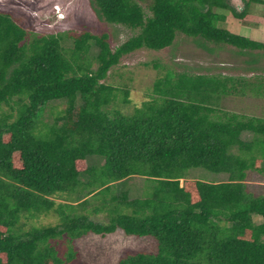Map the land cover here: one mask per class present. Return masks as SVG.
<instances>
[{
	"label": "trees",
	"instance_id": "obj_1",
	"mask_svg": "<svg viewBox=\"0 0 264 264\" xmlns=\"http://www.w3.org/2000/svg\"><path fill=\"white\" fill-rule=\"evenodd\" d=\"M140 1L91 0L100 19L136 30L114 49L107 33L39 35L0 10V264H79L76 239L118 228L153 236L158 250L116 264H264V195L246 182L250 170L264 175V117L220 107L245 93V80L168 70L128 115L116 106L130 102V89L104 82L123 56L169 47L178 33L207 50L264 49L220 26L224 11L244 21L250 0L240 11L231 0H150L148 12ZM251 89L264 97V76ZM53 101L65 107L44 121ZM193 168L228 178L190 179ZM134 176L143 179L138 197L117 187ZM101 213L106 221L92 218ZM51 214L54 225L30 221ZM65 235L62 257L53 241Z\"/></svg>",
	"mask_w": 264,
	"mask_h": 264
},
{
	"label": "rangeland",
	"instance_id": "obj_2",
	"mask_svg": "<svg viewBox=\"0 0 264 264\" xmlns=\"http://www.w3.org/2000/svg\"><path fill=\"white\" fill-rule=\"evenodd\" d=\"M150 0L140 1L146 12ZM239 11L245 6V1L231 0ZM0 10L9 11L14 19L28 32L39 35L46 34H73L90 31L95 34L107 33L112 48L126 41L136 33L120 24H110L100 19L91 6V0H0ZM227 19L220 26L235 33L249 36L264 42V4L252 2L244 21L232 17L224 11ZM247 22V23H245ZM245 23V24H244ZM66 46L72 42L66 40ZM211 50L201 48L197 42L184 34L178 33L173 45L154 50L142 48L122 57L119 64L113 66L107 78V84L116 87H128L130 102L119 104L117 109L124 114H131L134 107L139 106L152 94L153 82L168 70L189 71L192 73L224 74L241 77L245 80L239 87L245 88V93L231 94L223 97L220 107L227 111H235L248 116L264 117V97L255 95L251 89L259 76H264V49L255 50L252 55L241 54L236 47L224 44L208 43ZM96 52V50H94ZM65 107L63 101H53L43 114L44 121L52 120L51 111H59ZM8 111L4 108L2 111ZM252 134L244 132L243 138L250 140ZM102 162L99 157L89 156L88 163ZM190 179H199L208 182L227 180L226 173H213L203 168H193L188 171ZM126 182H118L119 191L130 189L133 197L143 195V179L138 176L130 177ZM181 179V184H183ZM247 188L255 195H264V175L250 170L247 178ZM79 196V200H82ZM81 198V199H80ZM92 202L94 199L90 198ZM92 218L97 221H106L103 213L94 214ZM256 222H261L260 216H255ZM36 225H54L58 218L43 215L38 219L30 220ZM29 225L30 222L26 221ZM28 227V226H27ZM26 227V228H27ZM59 248L62 257L68 248L66 235L53 241ZM79 264H116L131 252H157L158 242L150 235H128L118 228L115 232L106 235L87 233L74 242Z\"/></svg>",
	"mask_w": 264,
	"mask_h": 264
}]
</instances>
